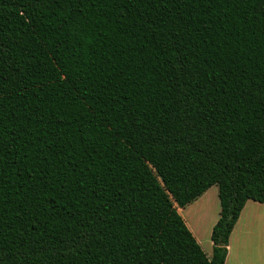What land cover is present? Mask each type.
<instances>
[{"label": "trees", "instance_id": "obj_1", "mask_svg": "<svg viewBox=\"0 0 264 264\" xmlns=\"http://www.w3.org/2000/svg\"><path fill=\"white\" fill-rule=\"evenodd\" d=\"M249 201L264 0H0V264H225Z\"/></svg>", "mask_w": 264, "mask_h": 264}, {"label": "crops", "instance_id": "obj_2", "mask_svg": "<svg viewBox=\"0 0 264 264\" xmlns=\"http://www.w3.org/2000/svg\"><path fill=\"white\" fill-rule=\"evenodd\" d=\"M178 211L211 259L212 231L221 212L218 187H212L185 208H178ZM203 239H208V247L203 246ZM225 264H264V204L254 201L246 204L231 234Z\"/></svg>", "mask_w": 264, "mask_h": 264}, {"label": "rangeland", "instance_id": "obj_3", "mask_svg": "<svg viewBox=\"0 0 264 264\" xmlns=\"http://www.w3.org/2000/svg\"><path fill=\"white\" fill-rule=\"evenodd\" d=\"M184 215V214H183ZM202 244H203V246H209L208 244H209V241H208V239H203V241H202Z\"/></svg>", "mask_w": 264, "mask_h": 264}]
</instances>
